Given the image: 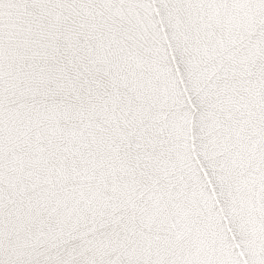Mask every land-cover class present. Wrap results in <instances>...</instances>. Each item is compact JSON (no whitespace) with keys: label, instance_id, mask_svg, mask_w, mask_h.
I'll return each instance as SVG.
<instances>
[{"label":"snow or ice","instance_id":"6c2138e0","mask_svg":"<svg viewBox=\"0 0 264 264\" xmlns=\"http://www.w3.org/2000/svg\"><path fill=\"white\" fill-rule=\"evenodd\" d=\"M0 264H264V0H0Z\"/></svg>","mask_w":264,"mask_h":264}]
</instances>
